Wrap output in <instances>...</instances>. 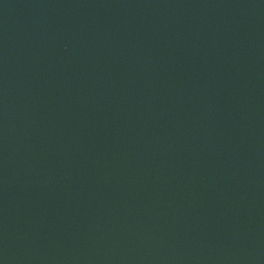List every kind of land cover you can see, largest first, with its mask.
<instances>
[{"label":"water","instance_id":"obj_1","mask_svg":"<svg viewBox=\"0 0 264 264\" xmlns=\"http://www.w3.org/2000/svg\"><path fill=\"white\" fill-rule=\"evenodd\" d=\"M0 264H264V0H0Z\"/></svg>","mask_w":264,"mask_h":264}]
</instances>
